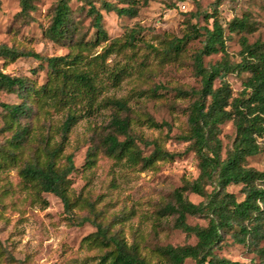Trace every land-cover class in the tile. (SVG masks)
I'll use <instances>...</instances> for the list:
<instances>
[{"label":"rangeland","instance_id":"rangeland-1","mask_svg":"<svg viewBox=\"0 0 264 264\" xmlns=\"http://www.w3.org/2000/svg\"><path fill=\"white\" fill-rule=\"evenodd\" d=\"M103 0H69L70 38L91 42L95 37L93 5L102 13V26L107 40L80 53L96 72L101 89L93 100V109L78 108L77 119L61 143L56 166L64 167L71 156L74 170L69 175L68 192L73 202L71 213L61 200L49 192L26 183L19 171L33 160L44 161L45 150L56 147L63 138L62 123L74 107H62L42 96L27 97V115L19 126L9 127V115L0 107V264H96L106 249L98 246L90 234L95 222L117 234L128 245H135L141 256L152 264L160 257L158 246L195 243L193 236L173 226L174 216L160 214L172 200V192L199 173L198 159L190 141L180 138L188 133L191 103L201 87V75L194 67L193 55L203 45L205 36L190 39L177 57L165 54L168 44L188 33L192 27L203 32L216 19L223 28L224 51L203 55V66L225 60L234 70H220L213 87L227 83L234 96L244 88L249 73L235 68L240 62L241 37L248 43L264 47V0H148L139 4L135 16H118L102 9ZM112 1L115 0H106ZM57 0H32L28 15L20 14L19 0H0V44L18 50H33L42 56H58L71 51V41L55 43L45 37ZM185 5L181 9V4ZM119 6L122 3H117ZM245 18L251 32L227 28L233 18ZM134 32L136 40L124 43ZM110 44H113L109 47ZM107 48L111 51L104 54ZM79 51L78 47L74 49ZM103 55L104 57L102 58ZM125 67L128 71L117 85L107 73ZM0 71L26 78L29 86L48 88L53 82L44 61L32 57L0 59ZM42 87V88H43ZM125 102L126 108L108 100ZM17 92H0V102L19 103ZM129 123L127 134L120 133L113 117ZM151 122L159 124L152 125ZM21 126L28 132L16 144L14 134ZM108 135L119 141L129 136L142 156L153 150L152 142L174 154L172 159H158L152 165L105 152ZM234 129L231 121L220 125L221 158L231 148ZM261 151L245 159V166L264 172V136L258 139ZM90 152V156H88ZM92 160L91 162H89ZM241 185L230 184L226 191L236 200L244 196ZM210 186L207 190H210ZM186 197L193 203L203 198L191 192ZM191 225H206L207 218L187 216ZM264 246V239L259 242ZM219 256L245 264H264L253 247L236 243L224 234ZM186 259L184 264H193Z\"/></svg>","mask_w":264,"mask_h":264},{"label":"trees","instance_id":"trees-1","mask_svg":"<svg viewBox=\"0 0 264 264\" xmlns=\"http://www.w3.org/2000/svg\"><path fill=\"white\" fill-rule=\"evenodd\" d=\"M148 0H115L101 2L102 9L113 11L118 16H135L139 4ZM20 14L28 15L34 8L32 0H19ZM117 3H122L119 6ZM88 12L92 15L95 27V37L91 42L78 41L73 43L70 38V5L69 0H57L50 23L44 35L55 43L71 41V51L58 56H42L33 50H18L0 44V59L15 60L19 57H32L44 61L52 84L48 88L29 86L26 78L12 76L0 71V92H17L21 97L19 103L0 102V107L6 112L10 120L19 126L23 117L27 115V106L23 101L27 97L42 96L52 103L62 107H74V112H68L62 123L63 138L54 148L45 150V160L27 162L19 171L22 179L28 184H34L40 191L49 192L58 197L69 214L73 202L70 198L69 175L74 170L71 156L66 157L67 164L59 168L55 158L58 156L61 143L66 137L72 123L77 119L78 108L91 111L93 100L101 89L97 82L96 72L90 66V60H85L80 53L81 48L88 49L103 40L107 34L102 26V13L91 5ZM230 32H251L253 27L245 18H233L228 26ZM200 32L195 27L168 44L166 55L177 57L184 45L193 38L204 35L205 39L199 51L193 55L196 72L201 75V87L193 91L196 95L191 103L188 114V133L180 138L190 141L189 147L198 159L199 173L192 181H186L172 192V200L164 204L160 214L173 215V226L186 234L193 236L195 243L179 246L164 245L155 248L160 257L156 264H184L191 259L193 264H245L230 260L216 254L215 249L223 242L224 234L232 236L236 243L253 247L260 258H264V246L259 242L264 239V172L245 166V159L261 151L259 138L264 136V47L259 42L248 43L245 36L241 37V60L235 66L246 71L249 76L244 82V88L234 96L227 83L213 87V80L220 74V70H234L222 60L209 69L202 63L203 55H210L224 51L223 28L213 19L211 28L203 27ZM69 33V34H68ZM136 40L131 30L124 43L131 45ZM113 45L110 44L109 47ZM79 51H75L77 48ZM111 51L107 48L104 54ZM102 58L104 57L101 55ZM128 73L125 67H119L107 73V78L113 85H117ZM43 87V88H42ZM113 105L126 108L122 100H108ZM116 128L120 133L127 134L129 123L125 119L113 117ZM231 121L234 129L231 148L221 158V141L218 137L220 125ZM152 125L159 124L151 122ZM26 126H21L14 134V141L19 144L26 133ZM153 150L149 155L142 156L135 148L134 141L127 136L119 141L116 136L108 135L105 152L109 155L121 157L127 155L132 161L141 162L142 166L152 165L158 159H172L174 154L163 149L157 142H152ZM90 156V152L87 153ZM90 160L89 162H91ZM230 184L241 185L244 194L241 200H236L232 193L226 191ZM210 186V190L207 187ZM191 192L203 198L199 203H193L186 197ZM187 216L207 218L206 225H191L187 223ZM95 231L90 234L98 246L106 249L100 255L96 264H152L141 256L137 247L128 245L125 240L108 228L95 222Z\"/></svg>","mask_w":264,"mask_h":264},{"label":"built area","instance_id":"built-area-1","mask_svg":"<svg viewBox=\"0 0 264 264\" xmlns=\"http://www.w3.org/2000/svg\"><path fill=\"white\" fill-rule=\"evenodd\" d=\"M180 7H181V9H184L185 5L182 3Z\"/></svg>","mask_w":264,"mask_h":264}]
</instances>
